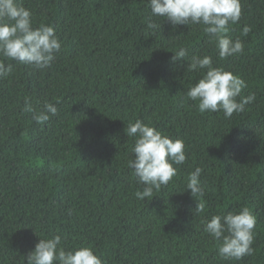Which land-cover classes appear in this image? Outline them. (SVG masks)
Instances as JSON below:
<instances>
[{
  "label": "trees",
  "instance_id": "trees-1",
  "mask_svg": "<svg viewBox=\"0 0 264 264\" xmlns=\"http://www.w3.org/2000/svg\"><path fill=\"white\" fill-rule=\"evenodd\" d=\"M18 3L33 27L53 26L62 47L46 69L4 59L13 71L0 78V264H27L40 238L55 234L66 250L91 246L104 264H264V0H241L227 35L244 51L225 59L200 25L151 17L149 0ZM180 48L186 57L173 60ZM193 55L241 77V96L255 101L231 118L200 113L186 97L206 71H187ZM26 101L58 112L38 124ZM138 119L183 140L187 155L144 200L127 166L135 140L125 129ZM196 167L202 197L187 189ZM243 207L257 219L254 254L225 260L204 223Z\"/></svg>",
  "mask_w": 264,
  "mask_h": 264
},
{
  "label": "clouds",
  "instance_id": "clouds-1",
  "mask_svg": "<svg viewBox=\"0 0 264 264\" xmlns=\"http://www.w3.org/2000/svg\"><path fill=\"white\" fill-rule=\"evenodd\" d=\"M149 3L151 17L166 18L173 26L200 25L215 44L220 59L243 53L241 39L233 40L227 35L230 24H236L241 19V0H149ZM148 27L155 29L158 25L149 19ZM250 31L246 25L242 30L243 36L246 37ZM61 47L62 42L53 26L41 23L33 27L30 9L18 3V0H0V78L7 77L13 71L10 64L5 65L4 59L46 69L52 66L55 53ZM186 55L187 49L180 48L172 59L185 58ZM205 69L201 78L186 91L189 100L198 101L200 113L222 111L225 118H231L234 113L243 112L247 104L255 101L254 93L241 96L242 90L247 87L241 77L222 67H214L209 55H193L187 71ZM23 110L31 113L32 119L38 124L48 121L49 114L54 116L58 112L48 102L43 104L41 110H37L26 101ZM125 131L129 138L135 140L131 149L134 159H129L127 166L143 186L142 191L135 192V196L139 200L152 199L154 190L166 187L177 175L176 166L186 162L184 141L172 139L139 119L128 123ZM202 172L201 167H196L187 177V189L191 190L194 197L204 194L200 181ZM196 211L203 213L205 204L199 202ZM256 224L257 219L252 210L243 207L239 212L212 216L204 223L203 230L216 241L220 257L240 261L254 254L252 245ZM62 240L60 234L40 238L35 249L25 257L27 264H104L91 246L66 250Z\"/></svg>",
  "mask_w": 264,
  "mask_h": 264
}]
</instances>
